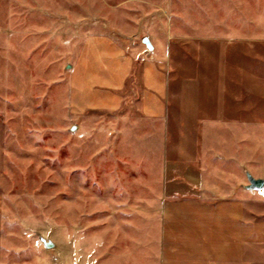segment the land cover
<instances>
[{
	"label": "rangeland",
	"instance_id": "1",
	"mask_svg": "<svg viewBox=\"0 0 264 264\" xmlns=\"http://www.w3.org/2000/svg\"><path fill=\"white\" fill-rule=\"evenodd\" d=\"M154 57L170 75L169 159L221 161L208 168L210 186L249 192L240 201L255 226L252 247H224V256L264 264V190L247 188V173L264 180V0H0V264H103L132 235L126 208H161L145 197L164 185L146 183L150 167L138 160L164 155L135 135L136 103L87 107L135 61L127 87L137 100L141 62ZM246 117L249 128L236 129ZM238 133L249 149L236 157ZM142 218L149 240L161 215Z\"/></svg>",
	"mask_w": 264,
	"mask_h": 264
},
{
	"label": "crops",
	"instance_id": "2",
	"mask_svg": "<svg viewBox=\"0 0 264 264\" xmlns=\"http://www.w3.org/2000/svg\"><path fill=\"white\" fill-rule=\"evenodd\" d=\"M161 62L155 57L146 58L141 62L142 92L137 100H133L127 87L136 61L131 66L124 64L123 68L120 67L119 76L115 72L110 76L111 82L107 91L97 93L94 98L87 100L88 108H101L110 112L129 109L130 105L136 103L135 108L140 113L142 125L139 127L137 123L134 129L135 135L141 138L145 151H157L164 155L158 160L155 158L138 160L142 162L140 166L150 167L151 174L149 180H144L146 183L153 185L158 182L164 185L161 196L151 192L146 193L149 195L145 197L155 200L156 205L161 200V208L156 206L150 209L143 208L140 203H136L132 208H126L125 212L136 216L129 220V230L132 235L125 243L119 244V248H125L124 252L122 250L118 254L113 252V255L111 251L104 252L103 264H107L108 259H110L109 264H114L111 262L112 258L119 260L117 264H252L253 261L249 259L248 254L240 256L230 252L231 255L224 256V247L226 249L241 247L248 250L254 245L253 216L249 215L248 202L240 201V199H249V192L242 193L244 197H240L237 188L224 194L223 191L210 186L213 183L208 175V168L221 165V161L203 160L198 155L177 163L169 159V152L175 151V132L172 127L168 64ZM122 120L127 124L131 118L126 114L120 117V121ZM198 124L200 127L206 126L201 120ZM211 124L215 128L218 123L214 121ZM250 124L252 122L248 117L241 120L237 118L233 122L236 129L240 125L249 128ZM127 129L129 128L125 130ZM199 130L201 128H198L197 136L202 133ZM109 132L114 131L111 129ZM128 133L131 134L130 131ZM126 134L123 131L119 132L120 138ZM201 135L203 136L204 133ZM238 135L239 133L236 134V144L232 148V151L236 152V157L240 149H249L248 137L244 141L245 138H239ZM154 138H157V149ZM149 140L152 141L150 149ZM196 144L198 147L202 146L203 151L208 150L204 139L202 145L199 140ZM236 159V167L242 166L238 158ZM177 168L180 171L176 174ZM157 169L163 170L162 176L159 172L154 175ZM140 196L139 199L142 200L143 194ZM144 215H161L159 221L156 219L150 225L149 240H143L145 236L140 228ZM105 247L106 243H104ZM112 247L114 248L115 245H108L109 249Z\"/></svg>",
	"mask_w": 264,
	"mask_h": 264
},
{
	"label": "water",
	"instance_id": "3",
	"mask_svg": "<svg viewBox=\"0 0 264 264\" xmlns=\"http://www.w3.org/2000/svg\"><path fill=\"white\" fill-rule=\"evenodd\" d=\"M144 42L146 43V45L148 46V48L151 50L152 49V45H151L150 41L146 38L144 40ZM247 178H248V181L250 183V185L247 187L248 189L256 190V191H262V190H264V180H262V179H255L249 173H247ZM42 242H43L44 246L47 249L54 248L53 242L47 241L45 239H42Z\"/></svg>",
	"mask_w": 264,
	"mask_h": 264
}]
</instances>
